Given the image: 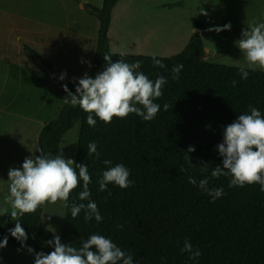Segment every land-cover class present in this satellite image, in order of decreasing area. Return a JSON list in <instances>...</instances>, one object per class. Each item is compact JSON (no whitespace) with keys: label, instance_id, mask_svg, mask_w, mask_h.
Instances as JSON below:
<instances>
[{"label":"trees","instance_id":"1","mask_svg":"<svg viewBox=\"0 0 264 264\" xmlns=\"http://www.w3.org/2000/svg\"><path fill=\"white\" fill-rule=\"evenodd\" d=\"M118 2L103 0L101 8L85 5L99 26L87 74L94 78L103 71V56L108 54L112 62L140 60V71L152 80L162 75L167 83L163 95L155 100L161 108L151 121L130 113L124 118L114 117L108 124L97 120L95 127H90L85 123L87 113L64 103L57 117L40 130L37 148L42 151L36 150L33 157L58 153L62 138L79 125L75 163L88 166L91 199L103 217L100 223L94 219L86 223L83 211L73 219L65 208L61 243L79 247L89 235L100 234L131 254L134 264H264V192L255 183L229 187L230 177L210 176L212 168L221 166L216 145L222 142L224 127L247 112L250 105L264 114V72L248 70V78L241 80L239 68L207 62L200 22L181 54L156 58L165 68L154 67L152 57L112 54L107 34ZM23 52L44 75L52 72L51 64L36 51L24 45ZM180 63L184 68L179 79L173 80L171 68ZM52 80L63 100L67 94L62 84L75 94L76 83L57 76ZM232 81L237 82L235 87ZM91 141L97 142L99 156L87 155ZM189 146H195V151L187 153ZM185 154L194 167L189 166ZM105 159L113 165H125L133 186L120 189L109 184L105 191H99L96 181L105 170ZM189 176L198 181L207 176L208 188H223L224 195L210 202L206 193L188 183ZM80 191L78 182L69 194V204L81 202L77 199ZM48 203L20 217L28 237L24 247L9 235L16 223L9 214L0 216V240L7 236V245L26 251L31 247L33 253L53 251L45 242L54 234L41 220ZM186 239L202 253L197 261L181 252Z\"/></svg>","mask_w":264,"mask_h":264},{"label":"rangeland","instance_id":"2","mask_svg":"<svg viewBox=\"0 0 264 264\" xmlns=\"http://www.w3.org/2000/svg\"><path fill=\"white\" fill-rule=\"evenodd\" d=\"M85 5L101 8L102 0H0V29L6 32L0 36L1 45L11 41L5 56L20 64L10 71L9 65L0 62V207L9 212L5 202L9 169L20 168L25 158L34 156L40 130L57 117L64 104L53 78L37 70L23 48L19 52L15 37L20 35L23 46L49 62L52 73L59 77L63 73L65 81L76 83L90 69L99 27ZM201 10L206 12L194 0H119L111 14L109 50L115 55L155 54L156 58L179 55L191 30L196 32L199 22L207 24L208 15H201ZM240 56L245 58L242 52ZM78 132L76 125L62 138L58 153L63 158L75 161ZM64 212V202H49L42 212L43 226L60 235ZM35 254L6 245L0 249V264H34Z\"/></svg>","mask_w":264,"mask_h":264},{"label":"clouds","instance_id":"3","mask_svg":"<svg viewBox=\"0 0 264 264\" xmlns=\"http://www.w3.org/2000/svg\"><path fill=\"white\" fill-rule=\"evenodd\" d=\"M200 14L207 15L203 10ZM230 29L231 25L225 24L208 30L219 33ZM236 46L247 60V64L239 68L241 80L248 78L249 68L264 70V22L255 23L243 31ZM103 60L106 62L103 71L97 73L94 78L85 73L75 84V94L69 92L67 85L62 84V89L67 94L63 102L72 107L78 106L87 113L85 123L90 127H95L97 120L108 124L114 117L124 118L130 113H134L143 121L155 119L161 108L155 100L163 95L166 78L157 75L155 80L150 79L140 71V60L132 63L123 59L112 62L108 54L103 56ZM152 63L154 67L165 68L162 61L156 59L155 54ZM183 68L182 63L173 66L171 78L179 79ZM59 79L64 80L65 74L62 73ZM236 83L232 81V86L235 87ZM164 108L167 109L168 105H164ZM97 147L96 141L89 142L87 155L99 156ZM36 150L42 151L39 148ZM194 151L195 146L187 148V153ZM216 151L222 157V162L221 166L212 168V178L230 177L229 187L243 188L246 184L255 183L260 186V191L264 192V114L258 108L250 105L247 112L240 114L231 124L224 127L222 142L216 145ZM184 156L189 166L194 167L190 164V157L186 154ZM103 164L106 166L105 170L96 181L99 191H105L109 184L120 189L133 186V181L129 179L130 171L125 165H113L108 159H105ZM7 175L10 183L5 202L10 205L11 211L0 207V216L9 214L16 221L14 227L9 230V235L19 241L21 247L25 246L24 242L28 237L19 222L20 217L35 212L46 201L64 202V207L73 219L83 211L86 223L93 219L97 223L103 220L96 202L91 199L89 185L92 179L88 166L84 164L65 159L60 153H43L25 158L20 168L9 169ZM78 182L81 191L77 194V199L81 202L73 201L69 204V194L77 187ZM188 183L206 193L211 198L210 202L224 195L223 188H208L207 176L199 181L189 176ZM7 239L6 236L0 240V249L7 245ZM45 243L53 248V251L48 254L37 252L34 264H134L131 254L117 246L110 237L100 234L89 235L79 247L61 243L59 235H54ZM27 251L31 254L34 250L28 247ZM181 252L188 254V259L192 261H197L202 255L187 239L183 242Z\"/></svg>","mask_w":264,"mask_h":264},{"label":"crops","instance_id":"4","mask_svg":"<svg viewBox=\"0 0 264 264\" xmlns=\"http://www.w3.org/2000/svg\"><path fill=\"white\" fill-rule=\"evenodd\" d=\"M194 1L205 7L208 15L207 24L203 25L202 30L200 31L203 48L206 53L205 60L219 65H240L239 67H241V65H246L247 61H245V58L243 59V56H240L241 51L236 46V42L242 38L243 31H246L255 23L264 22V0ZM225 24H230L231 29L219 33L208 30L213 27H222ZM9 32H14V30H10ZM5 35L6 32L2 33V30L0 29V36L2 37ZM192 35L193 30H191V36ZM205 37L207 39H205ZM22 42L23 38H21L20 35L15 37V44H19V47H17L19 52L23 48ZM1 43L2 42L0 41V53H4L1 55L3 58H0L1 65H9L6 69L11 71L12 67V69H14L16 65L20 64L15 63L16 61L13 62L14 60L12 57L10 59L9 56H5L6 52L11 49V41L8 43L7 40L6 44L3 42V46ZM17 48H14L16 52H18ZM236 55H238L237 58ZM5 74L8 76L10 75L9 72H5ZM53 74L54 76L59 77L55 73Z\"/></svg>","mask_w":264,"mask_h":264},{"label":"water","instance_id":"5","mask_svg":"<svg viewBox=\"0 0 264 264\" xmlns=\"http://www.w3.org/2000/svg\"><path fill=\"white\" fill-rule=\"evenodd\" d=\"M48 75H49L50 78L54 77V74L52 72H49Z\"/></svg>","mask_w":264,"mask_h":264}]
</instances>
